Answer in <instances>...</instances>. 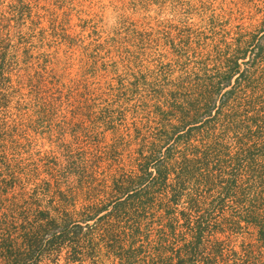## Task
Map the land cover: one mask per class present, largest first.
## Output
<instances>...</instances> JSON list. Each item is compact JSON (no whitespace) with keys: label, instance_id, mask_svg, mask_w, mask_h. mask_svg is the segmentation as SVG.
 <instances>
[{"label":"rangeland","instance_id":"374dc122","mask_svg":"<svg viewBox=\"0 0 264 264\" xmlns=\"http://www.w3.org/2000/svg\"><path fill=\"white\" fill-rule=\"evenodd\" d=\"M263 5L0 0V247L36 241L37 264H68L62 251L46 254L66 231L69 242L79 241L74 264H120V233L138 222L130 264H264V241L245 222L264 218ZM248 33L256 46L232 81L225 110L208 114L205 98L216 89L223 58ZM158 139L155 158L145 159ZM167 159L180 197L168 211L172 235L161 231L160 212L170 187L146 176ZM184 163L189 178L178 185ZM112 170L121 179L143 178L128 190L132 213L114 224L110 215L80 223L114 207ZM40 211L56 221L36 235ZM180 211L204 227L197 248L185 241Z\"/></svg>","mask_w":264,"mask_h":264},{"label":"trees","instance_id":"16d2710c","mask_svg":"<svg viewBox=\"0 0 264 264\" xmlns=\"http://www.w3.org/2000/svg\"><path fill=\"white\" fill-rule=\"evenodd\" d=\"M262 10H263V16L260 25L264 26V5L262 7ZM262 34H264V31L262 32ZM255 42H256L255 36L251 35V33H248V38L245 39V41L244 39L236 38L234 39V43L230 44L233 45L234 47L233 50H230L227 56L223 58L222 69L220 71L216 89L213 92H209L205 98V102H206L205 107L208 114H210L211 108H215L218 115L220 114L221 111L223 112L225 110L224 104H226L225 103L226 99L231 94L233 89L232 81L233 80L235 82L239 81V76L241 75L240 66L242 63H245L246 60L248 59L249 56L248 54L250 53L249 51L252 52V50L256 46ZM230 45H227L226 50L230 48ZM259 50L261 51V49ZM260 51L256 53L255 56L259 55ZM221 90L223 92L221 96H223L224 98H221L220 100L221 103L219 106H217V103L214 102L215 101L214 99L219 93H221ZM222 116L228 118V113H224L222 114ZM161 140L162 139H158L150 144V149H148L145 159L155 158L156 156L155 148L156 145L158 146L159 144L158 142H161ZM183 162L189 163L191 162V160H183ZM173 167L174 164L171 163L169 159H167L164 160L163 162H159V165H155L153 167V171H148V170L146 171L147 172L146 176L148 178L150 177L154 181H157L159 186L168 185L170 187V189L167 192L168 204L161 207V211H160L162 219L166 220V223L164 226H162L161 231L163 230L166 231L168 235L174 234V228L170 224V219H169L170 217L168 215L169 214L168 211L171 210V207L176 206L178 199L180 198L178 196L179 194L178 191L176 192L174 189L175 184H173L172 179H170V174L174 172ZM71 176L74 177V175ZM109 177L110 180L112 181L111 190H113L116 193V197H117L114 207L110 211H107V209H103V207L102 208L100 207L99 209H96V211H94L95 212L94 216H88L86 217V219H84V221L80 223H89L90 221H93L96 217H98L97 219L100 220L101 218L110 215L111 216L110 222L114 224V222L116 221L115 220L116 217L122 215V213H126V212L132 213L133 209H131L129 205L126 206V199L128 198L127 196L128 190L132 187L134 183L138 184L139 182H141L143 178L141 176L131 175L130 178L121 179L117 177L116 170L110 171ZM176 177H178L177 178V180L179 181L178 185L183 183V180L189 178V172L187 170L186 163L183 164L181 168V172L177 173ZM169 179L170 182L168 183ZM130 198L131 197H129V199ZM140 199H138V201H135L137 202L136 205L137 211H141L144 208L143 205H140V201H141ZM135 213L136 212H134V215ZM179 213L184 216L182 228H184L185 236L189 237V240L185 239L187 245L194 246L195 248L199 247V245L202 242V238L204 234H206L204 231V227H202V224L197 222L196 225L195 223H191L193 221H190V219L186 216L184 211H180ZM58 216H60L61 218L60 221H62L61 223H63L62 229L66 230L67 222L65 221V219H63L62 215H58ZM38 218H39L38 220L34 221L36 222V227L35 226L31 227L33 232L36 233V235H41V233L45 231L47 232V230H49L50 225H52L56 221V217H50L49 213H46L44 211H40ZM39 222L41 223V225H38ZM245 222L247 225L252 226L256 230L257 240L264 241V218L251 217ZM80 223H77V225H75L76 228L81 227ZM130 223L131 222H128L126 224V227H124L120 233L124 238V242H122V244L124 245L123 247H121L122 253H118V255H115L117 253L114 254L115 261L120 264H130V262L134 258L133 251L134 249L138 248L135 244H136V240L140 236V230H141L140 223L138 222H135V224L134 223L130 224ZM42 228L44 229V231L42 230ZM61 237H62V241L60 242L59 247L58 248L56 247L57 249L48 251L46 254L48 255V257H51L52 255L53 256L58 255L62 251L66 255L65 257L67 263L74 264L75 262H77V258H78L77 246L79 244V241L75 240L74 243L69 242V239H67L68 234L66 231L61 232ZM210 237L211 235L209 236V239ZM51 243L52 242H50L49 245H51ZM114 247L115 246H113V248ZM36 248H37L36 241H33V243H30L28 241L25 248L19 250H14L12 249L11 245H6V243H3V245L0 247V260L2 262H5V264H10V263L37 264L35 259L37 256ZM169 256L171 257V253ZM158 264H167V263L161 262Z\"/></svg>","mask_w":264,"mask_h":264}]
</instances>
